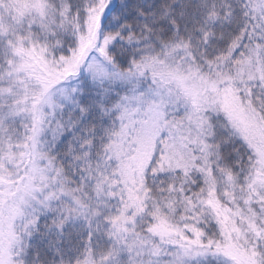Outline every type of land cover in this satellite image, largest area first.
Returning <instances> with one entry per match:
<instances>
[{"label": "snow or ice", "instance_id": "1", "mask_svg": "<svg viewBox=\"0 0 264 264\" xmlns=\"http://www.w3.org/2000/svg\"><path fill=\"white\" fill-rule=\"evenodd\" d=\"M0 264H264V0H0Z\"/></svg>", "mask_w": 264, "mask_h": 264}]
</instances>
